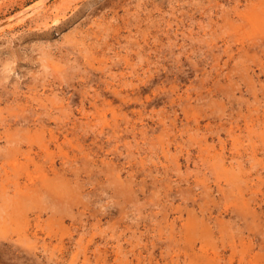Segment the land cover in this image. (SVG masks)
Wrapping results in <instances>:
<instances>
[{
	"label": "rangeland",
	"instance_id": "rangeland-1",
	"mask_svg": "<svg viewBox=\"0 0 264 264\" xmlns=\"http://www.w3.org/2000/svg\"><path fill=\"white\" fill-rule=\"evenodd\" d=\"M247 2L0 0V264H264Z\"/></svg>",
	"mask_w": 264,
	"mask_h": 264
},
{
	"label": "bare ground",
	"instance_id": "bare-ground-1",
	"mask_svg": "<svg viewBox=\"0 0 264 264\" xmlns=\"http://www.w3.org/2000/svg\"><path fill=\"white\" fill-rule=\"evenodd\" d=\"M245 5H246V4H245ZM259 5H260L261 7H260ZM238 11H239L238 14L240 15V10H238ZM241 11L243 12L244 10H241ZM242 12H241V13H242ZM243 14H244V16L241 15V16H243L242 18H244L245 22H246V20L249 21L250 23H248V22H247V23H248V25H249V24L251 25V26L249 25V26H250V28H249L248 25H247V23H246V25L243 26V28H245V29H246V27H247V29H251V31H252V28H253L252 26H255V24L253 25V23L256 21V19L260 21L261 25H262V23L264 24V0H249V3L247 2V5H246V11H245ZM239 15H238V16H239ZM241 16H240V17H241ZM228 17H229V16H228ZM226 18H227V17H226ZM227 19H228V18H227ZM252 19H253V21H252ZM242 20H243V19H242ZM226 21L228 22V20H226ZM232 21H233V19H232ZM236 21H237V20H236ZM240 21H241V20H240ZM230 22H231V21H230ZM245 22L243 21L242 23L244 24ZM257 22H258V21H257ZM223 23H225V22H223ZM238 23H239V22H238ZM240 23H241V22H240ZM260 23H259V26H260ZM235 24H237V23H235ZM255 27H256V26H255ZM258 28L260 29L261 27H258ZM258 28H257V29H258ZM253 29H255V28H253ZM261 29H262V28H261ZM261 29H260V30H261ZM255 30H256V29H255ZM247 31H249V30H246V32H247ZM251 31H249V32H251ZM244 32H245V31H244ZM249 32H248V33H249ZM252 32H253V31H252ZM240 33H241V32H240ZM263 33H264V32H263ZM243 34H244V33H243ZM246 35H247V34H246ZM246 35H245V36H246ZM248 35H249V34H248ZM248 35H247V36H248ZM237 36H238V35H237ZM240 36H241V35H240ZM240 38H241V37H240ZM242 43H243V42H242ZM249 44H250V43H249ZM242 46L244 47V45H242ZM96 104H97V103H96ZM97 105H98V104H97ZM102 105H103V104H102ZM104 106H105V105H104ZM105 107H106V106H105ZM99 108H101V107H99ZM101 111H102V110H101ZM115 112H116V111H115ZM101 114L104 115V116H106V110H104L103 113H101ZM113 117H114V113H113ZM101 119H103V118L101 117ZM20 120H22V119H19V121H20ZM24 120H25V119H24ZM17 121H18V120H17ZM113 121H115V120H113ZM29 122H31V121H29ZM106 122H107V121H106ZM25 123H27V122H25ZM25 123H23V124L25 125ZM104 123H105V122H104ZM114 123H115V122H114ZM21 124H22V123H21ZM19 125H20V123H19ZM26 125H27V124H26ZM20 126H21V125H20ZM115 126H117V125H115ZM109 128H110V127H109ZM109 128H107V129H109ZM23 129H24V128H23ZM25 129H26V128H25ZM113 129H114V128H113ZM115 130H116V128H115ZM108 131H109V130H108ZM110 131H113V132H114V130H112V129H110ZM110 131H109V132H110ZM99 132H101V131H99ZM34 133H35V132H34ZM32 134H33V133H32ZM114 134H115V133H114ZM34 135H35V134H34ZM37 135H38V134H37ZM37 135H36V136H37ZM23 136H24V135H23ZM31 136H32V135H31ZM117 136H118V135H117ZM26 137H27V136H26ZM28 137H30V136H28ZM34 137H35V136H34ZM21 138H23V137H21ZM24 138H25V136H24ZM24 138H23V140H24ZM30 138H31V137H30ZM30 138H29L28 140H30ZM18 139H19V138H18ZM15 140H17V139H15ZM15 140H14V141H15ZM35 140H37L36 137H35ZM39 140H40V139H39ZM7 141H8V140H7ZM10 141H11V140H10ZM17 141H18V140H17ZM17 141H16V142H17ZM25 141H26V140H25ZM16 142H15V143H16ZM26 142H30V141H26ZM20 143H21V142H20ZM32 143H33V142H32ZM28 144H30V143H28ZM17 145H19V144H17ZM30 145H31V144H30ZM45 146H47V147H45ZM10 147H11V146H10ZM14 147H15V146H14ZM29 147H30V146H29ZM41 147H43V148L45 147V148L48 149L49 146H48V144H46V145H44V146L42 145ZM5 148H6V147H5ZM8 148H9V147H7V149H8ZM19 148H21V147H19ZM43 148H42V149H43ZM45 148H44V149H45ZM7 149H6V151H12V150H10V148H9L8 150H7ZM11 149H13V148H11ZM29 149H30V148H29ZM4 150H5V149H4ZM18 150H20V149H18ZM18 150H17V151H18ZM92 150H93V149H92ZM13 151H14V149H13ZM13 151H12V152H13ZM45 151L47 152V150H45ZM12 152H11V153H12ZM87 153H88V152H87ZM62 154H63V153H62ZM66 154H67V153H64L63 156H64V157H67L68 155L65 156ZM28 156H29V155H28ZM63 156H61L62 161H60V163H65V162L68 160V159L66 158L67 160H64V161H63V159H65ZM24 158H25V157H24ZM59 158H60V157H59ZM30 159H31V158H30ZM218 159H219V158H218ZM60 160H61V159H60ZM26 161H27V160H26ZM19 162H20V161H19ZM24 162H25V161H24ZM223 162H224V161H223ZM13 163H14L13 165H15V164L17 165L18 162H16V163L13 162ZM217 163H218V162H217ZM219 163H220V162H219ZM24 164H25V163H24ZM18 165H19V164H18ZM18 165H17V166H18ZM222 165H223V164H222ZM20 166H22V163H21V162H20ZM53 166H54V165H52V167L49 166V168H51V172L55 173V171H56L57 169H56L55 167H53ZM37 167H38V166H37ZM47 167H48V166H47ZM68 167H70V166H68ZM16 168H17V167H16ZM16 168H14V169H16ZM57 168H58V167H57ZM55 169H56V170H55ZM61 169H62V168H61ZM64 169H65V168L63 167L62 170H64ZM72 169H73V168H72ZM26 170H28V169H26ZM26 170H25V171H26ZM39 170H40V169H39ZM39 170L36 169L35 172H39ZM48 170H49V169H48ZM59 170H60V169H59ZM62 170H61V171H58V172H62ZM111 171H112V170H111ZM114 171H115V169H114ZM29 172H30V171H29ZM48 172H49V171H48ZM56 172H57V171H56ZM65 172H66V170H65ZM40 173H41L40 176H39V175H35V173H34L33 171L30 172L29 174H26V173H25L26 175H24V176H25V179L23 180V185H22L23 189H24V188H25L26 190H29V189L32 190V189H33V190H34L33 194L35 193V191H38V190L36 189V187H32V186H36V185L38 184L37 181H39L40 178L43 177V176H42V173H43V172L41 171ZM63 173H64V172H63ZM43 174H44V173H43ZM60 174H61V173H60ZM46 175H47V174H46ZM46 175H45V177H48V176H46ZM54 175H55V174H54ZM54 175H53V176H54ZM56 175H57V173H56ZM63 175L65 176V174H63ZM57 177H58V176H57ZM61 177H62V176H61ZM38 178H39V179H38ZM51 178H52V181H54L53 177H51ZM63 178H65V177H62L61 179H63ZM45 179H47V178H45ZM48 179H49V177H48ZM61 179H60V182H61ZM66 179H67V178H66ZM55 180H56V179H55ZM230 180H231V179H230ZM41 181H42V180H41ZM58 181H59V180H58ZM58 181H57V182H58ZM64 181H65V179H64ZM69 181L71 182V180H69ZM57 182L55 181V183H57ZM65 182H66V181H65ZM65 182H64L63 184H65ZM67 182H68V181H67ZM230 182H231V181H230ZM233 182H234V181H233ZM18 183H20V182H18ZM18 183L15 182V184H17V185H18ZM42 183H43V182H42ZM9 184H10V183H9ZM40 184H41V183H40ZM59 184L61 185V183H59ZM41 185H42V184H41ZM44 185H45V184H43V186H44ZM53 185H54V184H53ZM68 185H69V183H68ZM68 185H67V186H68ZM15 186H16V185H15ZM15 186H14V187H15ZM47 186H48V185H47ZM51 186H52V185H51ZM54 186H56V185H54ZM61 186H62V185H61ZM64 186H66V185H64ZM64 186H63V187H59V188H60V189H61V188H64ZM44 187H46V185H45ZM44 187H43V188H44ZM57 188H58V187H57ZM66 188H67V187H66ZM17 189L20 190V187L18 186ZM21 189H22V188H21ZM23 189H22V190H23ZM39 190H42V189H39ZM44 190H45V189H44ZM44 190H43L42 193H45ZM47 190H48V189H47ZM69 190H70V189H69ZM48 191H50V190H48ZM59 191H60V190H59ZM63 191H67V190L64 189ZM18 192H19V191H18ZM20 192H21V190H20ZM30 192H31V191H30ZM51 192H52V191H51ZM53 192H54V191H53ZM118 192H119V191H118ZM47 193H48V192H47ZM47 193H46V194H47ZM1 194H2V193H1ZM22 194H23V193H22ZM26 194L28 195V193H26ZM31 194H32V193H31ZM31 194H30V195H31ZM46 194H45V195H46ZM48 194H49V193H48ZM61 194H62V192H61ZM113 194H115V193L113 192ZM30 195H29V197H30ZM184 195H185V194H184ZM19 196H20V194H19ZM19 196H18V197H19ZM22 196L24 197V195H22ZM38 196H40V194H39ZM68 196H69V195H68ZM113 196H114V195H113ZM115 196H116V195H115ZM241 196H242V195H241ZM20 197H21V196H20ZM27 197H28V196H27ZM32 197H33V195H32ZM32 197H31V198H32ZM182 197H183V196H182ZM31 198H30V199H31ZM37 198H39V197H37ZM41 198H42V197H40L39 199H41ZM45 198H48V196L45 197ZM65 198H66V197H65ZM24 199H25V198H24ZM51 199H52V198H51ZM35 200H37V199L35 198V199H34V202H35ZM42 200H43V199H42ZM63 200H64V199H63ZM3 201H4V199H3ZM66 201H68L67 198H66L65 202H66ZM12 202H13V201H12ZM20 202H21V201H20ZM24 202H25V201H24ZM26 202H28V201H26ZM39 202H40V201H39ZM69 202H70V201H69ZM4 203H5V202H4ZM17 203H18V201H17ZM29 203H30V202H29ZM71 203H72V201H71ZM118 203H119V202H118ZM0 204H1V202H0ZM9 204H11V203H9ZM26 204H27V203H26ZM31 204H32V203H31ZM62 204H63V203H62ZM1 205H2V204H1ZM7 205H8V203H7ZM12 205H13V204H12ZM18 205H19V204H18ZM22 205H23V204H22ZM35 205H36V204H35ZM69 205H70V204H69ZM15 206H16V205H15ZM24 206H25V205H24ZM24 206H22V207H24ZM33 206H34V205H33ZM65 207H67V206H65ZM19 209H20V208H19ZM24 209H25V208H24ZM241 210H242V209H241ZM22 211H23V210H22ZM22 211H21V212H22ZM25 211H26V209H25ZM25 211H24V212H25ZM225 211L227 212L226 209H225ZM231 212H232V211H231ZM228 213H229V212H228ZM239 213H240V212H239ZM240 214H242V213H240ZM244 214H245V213H244ZM252 215H253V214H252ZM203 220H204V219H202V221H203ZM190 221H192V219H191ZM202 221L200 220V222H202ZM191 224H192V223H191ZM191 224H190V225H191ZM186 226H187V224H186ZM188 226H189V225H188ZM186 228H190V226H189V227H186ZM199 228H200V227H199ZM191 230H193V229L191 228ZM191 230H190V231H191ZM206 230H207V229H205V231H206ZM199 232H200V231H199ZM262 233H263V236H264V232H262ZM261 235H262V234H261ZM263 236H261V237L264 238ZM261 241H262V240H261ZM260 243H261V242H260ZM0 245H1V244H0ZM257 245H258V243H257ZM263 245H264V244H263ZM6 246L8 247V245H6ZM207 246H208V244H207ZM17 247H18V246H17ZM1 248H2V247H1ZM5 248H6V247H5ZM9 248H10V246H9ZM201 248H202V247H201ZM262 248H263V246H262ZM14 249H15V248H14ZM12 250H13V248H12ZM12 250H11V251H12ZM2 251H3V249H2ZM4 251H5V250H4ZM204 251H205V250H204ZM215 251H216V250H215ZM204 253L206 254V252H204ZM216 256H217V254H216ZM212 257H213V256H212ZM208 260H209V259H208ZM215 260H216V259H215ZM214 262H215V261H214ZM212 263H213V262H212Z\"/></svg>",
	"mask_w": 264,
	"mask_h": 264
}]
</instances>
